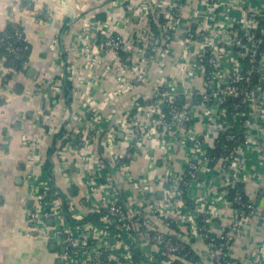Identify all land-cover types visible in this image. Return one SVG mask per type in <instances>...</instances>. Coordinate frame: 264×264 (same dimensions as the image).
<instances>
[{"label":"crops","instance_id":"0c3cea01","mask_svg":"<svg viewBox=\"0 0 264 264\" xmlns=\"http://www.w3.org/2000/svg\"><path fill=\"white\" fill-rule=\"evenodd\" d=\"M227 1L231 16L236 21H244L246 15L237 0ZM243 1L250 11L264 13V0ZM115 2L0 0V37L10 30L12 23H18L30 44L29 53L18 67H13L7 56L0 54V264H68L62 257V248L47 239L55 222L44 218L47 201L41 200V193L37 192L45 184L53 189L49 203L57 206L61 213L66 207L67 219L74 225L83 222L88 215H98L104 198L115 200L130 215L136 216L131 234L123 236L112 227L102 228L107 230L108 245L120 249L127 243L137 264L141 260H137L136 255L151 264H214L205 243L189 238L187 226L177 215L168 212L163 219L159 213L165 204L163 186L167 172L172 175L174 190L180 189L188 148L174 143L167 151L144 138L139 149H131L129 134L114 126L130 114L128 116L134 117L143 134H152L156 139L154 118L147 113V107L155 87L173 80L181 91L179 103L190 110L191 131L204 139L203 153L212 149L215 138L226 126L220 122L205 125L202 106L187 95L190 90L202 88L203 74L195 47H191L186 59L181 60L180 40L195 24L194 11H200L198 23L203 26L204 19L216 10L201 5L199 0H185L177 42L164 55L147 56V77L143 84L113 98L103 109L97 108V114L103 113L105 121L97 124L95 140L84 143L88 120L94 114L82 103L86 99L100 103L107 97L112 98L118 91L119 81L135 75L133 70L121 71L119 55L112 51L97 57L82 54L83 43L94 47L100 40L95 25L90 26L92 31H84V20L93 17L98 22L117 23V32L125 41L147 25V15L132 13L139 0L122 7ZM153 31L159 33L156 26ZM210 32L213 42L228 44L224 33L211 29ZM232 57L233 54L228 61L222 62L225 76H228ZM261 66L264 72V59ZM257 119L251 147L243 152V169L240 168L242 171L236 178L237 182L246 180L242 183L245 196L259 204L262 216L240 219L241 212L223 198L224 175L211 172L208 164L200 171L199 182L184 195L191 202L188 210L195 221L201 210L217 209L211 220V230L216 235L228 230L234 219H240L229 252L237 264H264V165L256 151L264 145V114ZM79 127L82 135L76 132ZM110 128L115 131L112 149L107 143ZM64 129L65 133L72 134L75 144L55 137ZM66 142L69 143L66 145ZM63 146L64 154L60 157L58 151ZM127 153H131L128 160L130 180L115 165V158L125 157ZM90 167H95V171L89 172ZM98 167L101 169L97 170ZM82 180L94 182L92 204L87 200L88 187L81 185ZM178 206L183 208V201ZM34 213L37 221H31L30 215ZM167 220L172 221L174 227L167 226ZM139 225L180 239L194 258L185 262L162 254L142 239Z\"/></svg>","mask_w":264,"mask_h":264},{"label":"built area","instance_id":"2783aa9c","mask_svg":"<svg viewBox=\"0 0 264 264\" xmlns=\"http://www.w3.org/2000/svg\"><path fill=\"white\" fill-rule=\"evenodd\" d=\"M134 1L136 0H116L115 5L122 7L125 4H133ZM184 2L185 0H139L138 5H135L136 10L132 13L133 15L140 13L147 15V25L127 41L117 32L118 26L115 22H98L93 17H87L84 20V31L91 30L90 26L95 25L100 40L94 47H88L83 43L82 54L97 57L98 54L112 51L119 55L123 73L129 72V70H133L135 73L131 77L132 79L126 77L119 81L118 91L112 98L107 97L100 103H93L86 99V102L82 103V106L87 105L86 110L92 109L94 114L93 118L88 120L89 126L85 133L84 143L95 140L97 124L105 121L103 113L97 114V108L102 107L103 109L104 106L113 102V98L127 93L134 86L143 84L147 77V56L164 55L171 50L172 44L177 42V31L182 20ZM199 2L203 6L215 8L216 11L211 17L204 19L203 26L198 23L200 11H194L195 24L193 28L186 31L180 40L182 44L181 60L186 59L191 47L196 48L197 61L202 67V88L190 90L187 95L195 101L197 100V103L202 106L205 125L220 122L226 126L215 138L214 145L210 149L217 151V154L210 156L209 151L203 153L204 139L191 131L190 110L186 105L179 103L181 91L173 80L164 81L155 87L147 107V113L154 118L153 127H155L153 129L156 139L151 137L152 134H143L142 128L134 117L128 116L130 114L121 119L114 128L129 134L127 138L131 149H139L144 138L153 140L155 145L161 146L167 151L174 143L184 145L188 148L186 170L180 184L184 191L199 182V173L204 169L203 166L208 164L211 172L224 175L221 183L223 198L230 206L241 212L240 219L248 220L261 217L263 212L259 204L245 196L242 183L246 180L237 182L236 175L242 171L240 168L243 169L244 150L251 147L252 132L256 128L257 117L264 114V72L261 66L264 59V13L252 12L243 0H237L246 19L236 21L231 16L232 11L227 6L230 5L227 0H199ZM219 12L222 13L220 17ZM154 26L157 27L158 34L153 31ZM206 26L210 28H206ZM210 29L224 33L228 44L213 42ZM29 50L30 44L21 26L18 23H12L10 30L0 37V52L8 57L14 67L27 56ZM231 54L233 57L228 67V76H225L221 65L222 62L231 58ZM114 128H110L108 133L107 143L110 149H112L115 136ZM80 129L82 128H76V132H79ZM79 133L82 135L83 130ZM67 134L62 136L63 140L67 139ZM68 143L66 142V145ZM64 147L58 151L60 157H63ZM256 151L260 162L264 165V145ZM130 157L131 153H127L125 157L115 158L117 169L129 180L128 160ZM95 169V167H90L88 170L90 172ZM98 169L100 170L101 167ZM89 172L88 179L90 178ZM81 185L88 187L86 197L92 204L94 202V182L82 180ZM163 188L165 204L159 211L160 216L166 219L165 213L168 212L177 215L181 222L187 226L189 238L205 243L208 256L214 264H237L230 258L229 252L233 245L235 227L238 226L240 219H234L228 230L216 235L211 230V220L217 209L201 210L198 220L195 221L188 210L191 202L189 199L182 198L180 190H174L170 171L167 172ZM229 188H234L235 191L230 202L226 198ZM37 192L41 193V200H47L51 195V187L48 184L42 185ZM180 201H183V208L178 206ZM45 206L44 218L52 219L55 222L50 228L47 239L62 248V257L68 264H137L133 260L134 254L129 250L127 243L120 249H114L108 245L107 230L102 228V226L112 227L123 236L134 231L133 222L134 219L136 220V216L130 215L115 200L104 198L101 201L99 213L102 214L98 224L91 221L74 225L67 219L65 212L61 213L57 206L55 207L49 202H46ZM30 218L31 221H37L35 213L31 214ZM166 224L168 226L172 224V221L167 220ZM138 227L139 234L146 244L157 247L162 254L171 258L185 262L192 261L193 256H188L189 252L186 251V246L180 239L152 230L149 226L139 225ZM138 264L151 263L141 261Z\"/></svg>","mask_w":264,"mask_h":264},{"label":"trees","instance_id":"16d2710c","mask_svg":"<svg viewBox=\"0 0 264 264\" xmlns=\"http://www.w3.org/2000/svg\"><path fill=\"white\" fill-rule=\"evenodd\" d=\"M99 19H101V18H99ZM263 25H264V23H263ZM0 54H4V53H2V52H0ZM122 55V54H121ZM24 58H26V57H24ZM22 62V60L21 61H19L16 65H14V67H18V66H20V63ZM69 86V85H68ZM70 87V86H69ZM66 132V129H64L63 131H62V133L61 134H57V135H55V137L57 138V137H62L63 136V134H67V133H65ZM68 135V137H66L67 139H66V141H72L73 143H75V140H74V138H72V134H70V133H68L67 134ZM64 141H65V139H64ZM208 154L210 155V156H214V155H216L217 154V151H214V150H210L209 152H208ZM53 190V189H52ZM52 190H51V192H52ZM180 192H181V194H182V198L183 199H185V200H188L186 197H184V195H185V191H184V189H183V187L181 188V186H180ZM228 192H227V195H226V198L228 199V201L230 202L231 201V199H232V197H233V195H234V188H229L228 190H227ZM49 199H47L46 201L47 202H49L48 201ZM233 208H235V207H233ZM65 209V213H66V216H67V218H69L68 217V214H67V212H66V207L64 208ZM101 214L102 213H99L98 215H88V216H86L83 220V222H81V223H85V222H91V221H93L95 224H98V219H99V217L101 216ZM70 220V219H69ZM71 221V220H70ZM72 222V221H71ZM171 226H173L174 227V224L172 223L171 224ZM186 251H188L189 252V254H188V256L189 257H192V253L189 251V249L186 247ZM135 258L137 259V260H141V261H143L144 260V258L142 257V256H139L138 257V255H136L135 256ZM194 257H192V259H193Z\"/></svg>","mask_w":264,"mask_h":264},{"label":"water","instance_id":"95a60500","mask_svg":"<svg viewBox=\"0 0 264 264\" xmlns=\"http://www.w3.org/2000/svg\"><path fill=\"white\" fill-rule=\"evenodd\" d=\"M108 129H109V128H108ZM108 129H106L105 132H107ZM101 136H103V134H101ZM119 137H122V135H119Z\"/></svg>","mask_w":264,"mask_h":264}]
</instances>
